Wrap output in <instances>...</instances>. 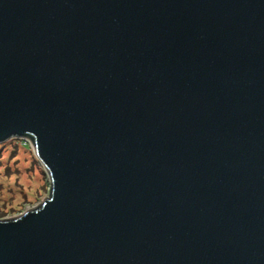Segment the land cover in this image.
I'll return each mask as SVG.
<instances>
[{
    "label": "water",
    "instance_id": "obj_1",
    "mask_svg": "<svg viewBox=\"0 0 264 264\" xmlns=\"http://www.w3.org/2000/svg\"><path fill=\"white\" fill-rule=\"evenodd\" d=\"M11 139L0 264H264V0H0Z\"/></svg>",
    "mask_w": 264,
    "mask_h": 264
},
{
    "label": "rangeland",
    "instance_id": "obj_2",
    "mask_svg": "<svg viewBox=\"0 0 264 264\" xmlns=\"http://www.w3.org/2000/svg\"><path fill=\"white\" fill-rule=\"evenodd\" d=\"M10 141L0 144V219L37 206L49 190L46 172L29 141L26 146Z\"/></svg>",
    "mask_w": 264,
    "mask_h": 264
},
{
    "label": "trees",
    "instance_id": "obj_3",
    "mask_svg": "<svg viewBox=\"0 0 264 264\" xmlns=\"http://www.w3.org/2000/svg\"><path fill=\"white\" fill-rule=\"evenodd\" d=\"M11 141L14 142V143H16V144L19 143L20 146H21V145H22V146H26V145H27V144H26L27 142L24 141V140H21V139H20V140H19V139H11ZM11 141H10V142H11Z\"/></svg>",
    "mask_w": 264,
    "mask_h": 264
},
{
    "label": "built area",
    "instance_id": "obj_4",
    "mask_svg": "<svg viewBox=\"0 0 264 264\" xmlns=\"http://www.w3.org/2000/svg\"><path fill=\"white\" fill-rule=\"evenodd\" d=\"M24 141H26V142H27V144H28V140H27V139H24Z\"/></svg>",
    "mask_w": 264,
    "mask_h": 264
}]
</instances>
